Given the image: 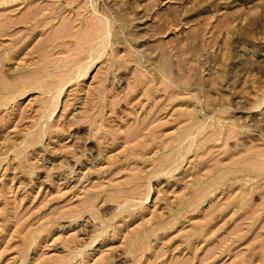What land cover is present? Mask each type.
<instances>
[{
    "label": "rangeland",
    "instance_id": "rangeland-1",
    "mask_svg": "<svg viewBox=\"0 0 264 264\" xmlns=\"http://www.w3.org/2000/svg\"><path fill=\"white\" fill-rule=\"evenodd\" d=\"M0 264H264V0H0Z\"/></svg>",
    "mask_w": 264,
    "mask_h": 264
}]
</instances>
